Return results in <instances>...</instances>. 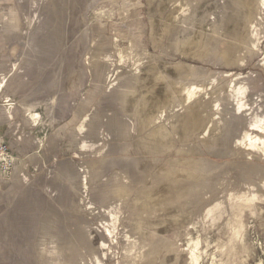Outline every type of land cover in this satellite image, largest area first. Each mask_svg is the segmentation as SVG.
I'll return each mask as SVG.
<instances>
[{
	"label": "crops",
	"instance_id": "obj_1",
	"mask_svg": "<svg viewBox=\"0 0 264 264\" xmlns=\"http://www.w3.org/2000/svg\"><path fill=\"white\" fill-rule=\"evenodd\" d=\"M19 1L0 0V136L17 157L10 172L0 168V252L56 251L63 259L66 253L67 259L77 260L75 264H100L101 260L114 264L101 258V250L109 239L107 222L113 220L108 210L115 206L123 210L118 230L121 256L115 264H166L171 253H180L181 229L190 227L195 214H190L191 207L207 202L212 196L213 173H224V147L243 148L248 156L259 158L244 145L259 118H264L260 116L264 68L240 75L241 85L252 92V108H244L247 112L239 110L242 106L235 108L247 126L240 129L231 124L227 135L225 119L218 122L221 128L214 126L212 110L209 118L202 116L198 108L208 106L195 102L197 98L191 101L195 111L182 115L179 99L167 105L173 110L165 109V101L159 99L165 89L159 93L132 85L102 87V68L88 70L92 78L87 86L84 67L77 69L82 78L70 101L67 51L60 57L45 53L42 58L50 67L42 68L37 67L36 55L20 52L21 27L31 25L22 23L24 8ZM59 59H65V65L61 62L53 68L52 61ZM148 59V65L181 75L179 63ZM187 72L194 78L212 77L207 69ZM219 72L216 76L221 78L224 73ZM38 75L48 77L43 80L48 87L40 88L46 92L42 99ZM4 79L7 83L2 87ZM152 80L156 79L149 74L145 82ZM211 82L205 84V92L212 89ZM166 85L175 91L174 81ZM147 95L158 99L146 100ZM27 96L41 112L38 121L17 103ZM255 164L256 179L249 185L264 186L260 184L264 183L260 179L264 165ZM17 257V264H31L29 259L21 260L19 253ZM6 261L1 259L0 264Z\"/></svg>",
	"mask_w": 264,
	"mask_h": 264
},
{
	"label": "rangeland",
	"instance_id": "obj_2",
	"mask_svg": "<svg viewBox=\"0 0 264 264\" xmlns=\"http://www.w3.org/2000/svg\"><path fill=\"white\" fill-rule=\"evenodd\" d=\"M19 3L24 8L22 23L31 25L21 27L20 52L36 55L37 67L42 68L50 67L49 61L42 58L45 53L51 51L54 57L56 53L60 57L61 52L67 51L70 101L75 97L77 80L82 78L77 76V69L84 67L87 86L92 78L88 70L102 68V87L117 89L132 85L156 92L161 85L165 92L159 99L165 101V109L173 110V106L167 105L179 99L182 106L179 113L194 112L191 101L197 98L195 102L208 106L198 108L202 116L209 118L212 110L214 126L221 128L218 122L225 119L224 135L230 131L231 124L240 129L247 126L241 120L242 113L238 114L235 108L239 105L243 107L239 110H243L252 106V92L246 90L244 83L241 85L240 75L264 68V0H20ZM148 58L167 65L179 63L181 75L166 73L167 68H157V64L148 65ZM61 62L65 65L66 60L52 61V67L59 68ZM189 69H207L212 77L194 78L191 73H185ZM219 71L224 73L221 78L216 76ZM149 74L156 80L145 82ZM47 78L38 75L37 79L41 80L37 83L38 90L48 87L43 82ZM173 81L175 91L166 85H173ZM210 81L212 89L205 92L203 88ZM39 93L44 98L46 92ZM132 97L128 94V98ZM155 97L147 95L146 100L155 101L158 99ZM175 112L177 115L178 111ZM260 116H264L263 105ZM254 128L244 147L256 152L259 158L248 156L243 148L224 147V173H213L212 196L207 202L191 207L190 214H195L190 227L181 229L180 253L168 257L165 253L166 264H196L195 254H199V264H264V186L249 185L256 179L255 163L264 165V155L257 147L259 140L264 142V118L260 117ZM228 150L232 153L227 154ZM260 173L263 174L262 166ZM260 179L264 181V177ZM121 210L115 206L109 208L113 220L107 222L109 239L108 243L103 242L101 250V258L114 264L121 256L118 250ZM18 253L21 260L29 259L31 264L77 261L67 259L66 253L63 259L56 251L0 252V260L17 264Z\"/></svg>",
	"mask_w": 264,
	"mask_h": 264
},
{
	"label": "bare ground",
	"instance_id": "obj_3",
	"mask_svg": "<svg viewBox=\"0 0 264 264\" xmlns=\"http://www.w3.org/2000/svg\"><path fill=\"white\" fill-rule=\"evenodd\" d=\"M179 40V39H178ZM195 40H193V41H191V40H188L187 42H194ZM179 42H180V40H179ZM177 43V42H176ZM18 63H19V61H16V64H15V66H18ZM75 75V74H74ZM70 80V79H69ZM6 83H7V81H5V80H3L2 81V83H1V86L3 87V86H5L6 85ZM72 85V84H71ZM162 86L161 85H159L158 87H157V89L156 90H158V89H161V90H158V91H162V88H161ZM6 100V99H5ZM15 102V101H14ZM18 104H20V105H23V106H25L26 107V109H27V111H28V113L30 114V116L32 117V118H34L36 121H38L39 120V117H40V114H39V112L36 110V109H34L33 108V103H32V101H31V99H29V97H24V98H20V99H18V102H17ZM7 104V103H6ZM10 105V104H9ZM9 109V108H8ZM257 147L259 148V150L262 152V154L264 155V142L263 141H261V140H259V142L257 143ZM10 172V171H9ZM8 173V172H7ZM123 181V180H122ZM113 216V215H112ZM194 257H195V259H196V264H199L198 262H199V254H195L194 255Z\"/></svg>",
	"mask_w": 264,
	"mask_h": 264
},
{
	"label": "built area",
	"instance_id": "obj_4",
	"mask_svg": "<svg viewBox=\"0 0 264 264\" xmlns=\"http://www.w3.org/2000/svg\"><path fill=\"white\" fill-rule=\"evenodd\" d=\"M17 157L12 153L9 144L0 136V168L9 172L16 164Z\"/></svg>",
	"mask_w": 264,
	"mask_h": 264
}]
</instances>
